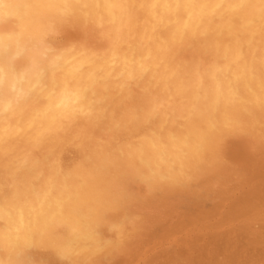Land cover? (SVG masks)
Wrapping results in <instances>:
<instances>
[{
	"label": "rangeland",
	"instance_id": "obj_1",
	"mask_svg": "<svg viewBox=\"0 0 264 264\" xmlns=\"http://www.w3.org/2000/svg\"><path fill=\"white\" fill-rule=\"evenodd\" d=\"M20 1L21 0H18L16 2L14 0L13 4L6 6L3 4L2 0H0V29H1L0 30V86L4 84L5 82L4 78L5 80L6 78L9 77L14 79V83L11 86L13 88L11 95L12 97L10 96L8 98L3 99L4 97L1 94V87H0V99L5 100L4 107L0 109V134H1L0 150H2L0 151V166H1L0 192L2 193V194L0 193L1 194L0 229L4 231L6 236L11 241V245L9 247L10 249L8 248L5 249L3 248V246L0 247V264H7L9 262H12V264L13 263L15 264V262L16 264H19L20 262L22 264H30V263L32 264L33 261L38 262V263L33 262L34 264H57V262L58 264H65V263L87 264V262L88 264H231V263L232 264H249V263L264 264V149H263L264 148V127H263L264 117H262L264 116V96H263L264 92L262 91H260L259 93L255 92L254 88H252L253 82L256 79H259L260 77L264 76V54H263L264 53V38H263L264 37V0H187V1L160 0L159 2H156L157 5L161 3L158 6L156 5V3L148 4L147 0L145 1L144 0H121V1L119 0H113V1L112 0H81V1L53 0V2L56 4L57 2H59L60 4L59 6L63 4L60 8L58 19H56L55 21V19L47 18L48 16H45L44 18L42 17V19L38 21V27L36 29L35 34L33 35V38L31 39L32 43L30 42V44L27 43L28 40L26 38L27 33L24 31L25 27L22 26L24 25V17H29V16L33 17L34 14L33 8L43 6L41 5V2L43 0H37V1L25 0L27 2H25L24 0H22V2ZM67 1L69 3H67ZM128 2L130 3L128 4ZM74 5L76 6L74 7ZM117 5H119V7ZM180 5L183 6V8ZM185 5L186 8H184ZM100 6L103 8H101ZM155 7L157 11L155 10ZM178 7L180 9H178ZM143 8L145 12L143 11ZM221 8L223 10H220ZM88 9H90L92 13ZM146 9H148V11ZM88 15L90 16V18L88 17ZM178 15L179 16L182 15L180 16L182 18H180ZM146 16L147 17L149 16V18H147ZM62 17L65 19H62ZM103 17H105L106 19L105 18L103 19ZM167 18L168 20H166ZM78 19H80V21ZM69 21L70 23L68 24ZM55 22H57L58 24ZM162 22H164V24ZM73 24H75V26ZM86 27L90 31L87 30ZM100 27L102 28V30L100 29ZM150 27L151 29L148 30V28ZM7 28L9 30H7ZM108 28L110 29L112 28L114 31L112 29L109 30ZM2 29L5 31L3 32ZM160 33H162V35ZM223 33H225L226 35L224 34L223 36ZM87 34L89 35L87 36ZM119 34H121V36ZM208 35L209 37H207ZM107 36H109L110 38ZM128 36H130L129 39ZM144 36L145 37L147 36V38H145ZM243 36H246V38ZM95 37H99V38H95ZM231 38H234V40L232 41ZM90 39H94V41L91 40L90 42L89 41ZM154 41L157 43H155ZM158 41L161 44H159ZM150 45H152L153 47ZM94 46H96L98 49ZM121 47L123 48L124 51L122 50ZM33 49L37 54L39 53L37 57H40L41 64L39 63L40 66L38 64L40 68L39 69L40 72L36 85L33 88L24 90L23 83L25 82V79H24V74H22L21 71L23 67L22 59L25 58L29 50L33 51ZM90 49H92V52ZM85 52L87 55L85 54ZM159 52H161V54ZM232 52H234L237 55V59L239 61V63L237 64H240L241 68L243 67V71L241 73L239 72L238 67L233 66L232 61H230V56L232 55ZM23 53L26 54L24 55ZM141 54H143L142 58H141ZM22 55H24V57ZM162 55L163 56L165 55L166 57L163 58ZM116 59L118 61H116ZM42 60L45 62H43ZM147 60H149V63L147 62ZM162 60L164 62L163 66L161 64ZM173 61H175L174 64ZM73 62L75 63V65ZM71 66H73L74 68H71ZM151 66L152 68H150ZM89 68L92 75L90 74L87 80L83 83L82 91L79 94V96L76 97L75 104H71V105L67 104L65 108H62V102H56L54 103L55 108L53 109L49 108L51 104L53 105V102L50 99L49 91L52 92L56 91L55 88H58V78L63 77L64 79L74 80L75 77L77 78L78 76L81 75V73L83 74L85 71H89ZM161 69L175 72V74H177L179 77L180 83L177 86H172L166 82H161L159 76H157L158 72ZM224 73L226 77H229L230 82L232 80V82L230 83L231 98L227 101L226 107L224 106V104H222L225 99H223L221 95L222 93L221 75ZM185 77H187V79H185ZM154 79L156 81H154ZM238 82L244 84V86L246 87L247 91L245 93L242 94V92L240 91L239 88L240 83ZM203 83L205 87L203 86ZM160 84L162 85V88H160L161 87ZM191 84H194L195 88L193 90L190 87ZM158 89L160 92L155 91ZM110 91H112V93ZM187 91L189 92L187 93ZM95 92L97 93V95ZM133 93L135 94L132 95ZM164 93L166 95L168 94V96H166ZM169 93L170 94L173 93V94L170 95ZM164 95L166 98L162 97ZM115 99H117L116 101H118V103L115 101ZM134 101L137 102L135 103ZM143 101L147 103V106L149 104V106L147 107ZM172 102L174 103L172 104ZM184 102H188V103H184ZM233 102L235 103V105ZM220 103L222 104L223 108L219 110V108H221ZM33 104L35 105V107ZM100 108H102V110ZM174 108L177 110L175 111ZM183 108L187 110V113ZM236 108L239 109L237 110ZM149 109H151L150 110L151 112H149ZM225 109L228 110L225 111ZM158 110L162 111V114L161 112L159 113ZM229 111L230 112L234 111V112L233 114L230 113V115L228 116ZM24 112H26V114H23ZM127 112L128 114H125ZM61 113L63 116L66 114L67 115L63 117L61 116ZM105 113L109 117H107ZM21 114L23 115L21 116ZM195 114L198 116V118ZM239 114L241 116H239ZM140 115H142L143 118ZM216 115H219L220 117L217 116L216 118ZM243 117L246 119H243ZM20 118L22 121L20 120ZM25 118H27V122L24 120ZM122 118L125 119L122 120ZM12 120L14 121L15 125ZM148 122L149 123L152 122V123L149 124ZM217 122L219 125L217 124ZM84 123L85 125L81 126V124ZM138 124H140L139 127ZM231 124H233L234 126ZM24 125L25 127L23 128L22 126ZM32 126L33 129H31ZM155 127L159 129H156ZM74 128L76 129V131ZM99 128L101 129L99 130ZM120 128L121 130H119ZM34 129L37 130L35 131ZM141 129L142 131H140ZM187 129L189 130L187 131ZM206 129L208 131H206ZM70 130L75 133L70 132ZM120 131H122L123 134ZM65 132L67 135L65 134ZM162 134L164 135L162 136ZM220 135L223 136L221 137ZM206 139L208 140L209 144L213 142L214 148H212L211 145H205L207 144ZM7 140L8 142H6ZM22 140L25 142H23ZM124 140L125 143L127 142V140L128 142L124 144ZM196 140H198L199 142H197ZM144 141L146 142V145L144 144L145 143ZM20 142L23 144V146ZM101 142H105L106 144L105 143L102 144ZM114 142L115 143L117 142L115 146H114ZM195 142H197V145L198 144L199 145L192 147L193 143ZM9 143L10 145H12L11 147L9 146ZM72 143L74 145H71ZM6 144L8 146H6ZM45 144H47L49 147ZM100 144H102L103 146L101 145L100 147ZM208 146L211 147L212 149L209 148ZM215 146L217 147V149L215 148ZM182 147L184 150L182 149ZM102 149H104L105 152H103ZM121 149L124 151H122ZM134 150H136L137 152ZM148 150H152V151H148ZM58 151L60 153H58ZM110 151L113 152L111 153ZM146 151H148V153ZM134 152H136L137 155ZM170 152L172 153V155L170 154ZM189 152H192L191 155L188 154ZM210 152L214 153L215 155ZM114 153L115 155H113ZM56 154L58 157L56 156ZM75 155L77 158L75 157ZM147 155L149 157H147ZM64 156L66 157L68 156V157L66 158ZM72 156H74L75 158H73ZM143 156H145V158ZM171 156L173 158H171ZM3 157L5 158V160ZM66 159H68V161ZM93 159L95 161H93ZM115 159H119V160L115 161ZM208 159L210 161H208ZM75 161L78 162L76 163ZM112 161L116 162L115 165L113 162L114 167H116L115 169L111 164ZM123 161L126 163H124ZM188 162L190 163L188 164ZM106 163L107 164L109 163L108 166H105ZM41 165L42 167H40ZM62 165H65L63 166L64 168L61 167ZM152 165L153 168L151 167ZM169 165L171 167H169ZM119 166H124V167H119ZM72 167L75 169L71 170ZM218 167H222V168H218ZM248 168L250 171L248 170ZM76 169H78L77 171L79 170L80 171L77 172ZM81 169L83 172H81ZM108 170L110 171L111 174H109ZM221 170H223L224 173ZM92 171L94 172L93 174L91 173ZM131 171L133 172L131 173ZM221 172L223 174H221ZM43 173L45 174V176ZM218 173L220 175H218ZM192 174L195 176H193ZM99 175H101L102 180L100 179L101 177ZM154 175L157 177L156 179L155 177H153ZM57 177H59L60 179ZM118 177L119 179H117ZM25 178L27 180H25ZM113 179L114 182H112ZM28 180L29 183L26 184ZM40 180L43 181L41 182ZM69 181H71L72 183ZM40 182L44 184L47 183V192L49 193V195L51 194L53 196L54 191L56 193L57 189L60 190L61 187H63V189H65L67 192H70L72 189L71 192H73L75 196L79 195L80 193L86 194L91 202L90 203L91 206L87 208L88 210L87 213L85 212L87 211L86 209H84L85 210L84 212L80 210L79 214L83 212L81 216H84V220L81 225L82 227L80 231L76 232L72 236V238L65 244V246H63L64 245L63 244L61 246L54 248H44L35 245L33 243L34 235L31 232V227L30 226L27 227V225L25 226L26 227V235L24 236L25 239L21 241L18 233L15 230H13V228L14 229L16 228L14 226H12L13 227L12 228L8 223V221L10 223L12 222V217H11L12 211H11V207L7 205V203L9 204V202L6 200L8 197L5 196L8 194L10 195V193L12 192L13 198L23 199L22 197L25 198L28 194L26 195L21 194L22 195L21 196L20 193L21 192L29 193V191L31 192L30 194L37 193L38 188L36 186L38 184H41ZM58 182H60L59 185L57 184ZM10 183L13 184L11 185ZM97 183L98 184L100 183L101 185L100 184L98 185ZM126 183L127 186L125 185ZM89 184L91 185L89 186ZM216 184L218 186H216ZM55 185L57 187H55ZM152 185L153 186L155 185V187H153ZM163 185L164 188L167 187L168 188L164 189L163 187H161ZM26 186L29 187V190L28 188L26 189ZM116 186L117 187L120 186V187H118L117 189ZM76 187H78V189ZM121 187L124 189H122ZM82 188H84V190ZM1 189L3 190V192ZM131 189L132 191L129 192ZM122 190L127 191L128 194L126 192L124 193V191ZM136 190L137 191L140 190L138 192L139 194L137 195H136L137 193ZM100 191H102L103 194ZM121 191L123 193H121ZM163 192L165 194H163ZM105 194L107 195L105 196ZM49 195H47L49 197V199L47 197L48 200L52 198L51 195L50 196ZM116 195L117 196L119 195L122 198V200L118 196V198L120 199L119 200ZM94 196L95 198L92 199L91 197ZM28 197H30V195ZM139 197H142L143 199ZM104 199L105 201H102ZM142 202L145 203L143 204ZM113 203L116 204V206ZM125 203L129 205H126ZM95 204L100 206L98 207ZM111 207H113L114 209ZM115 207H117L119 210ZM115 209L116 212L114 211ZM121 215L123 216V218H121L122 217ZM95 216L98 217L95 218ZM106 216L108 219H110L111 216L113 217H111L112 219L108 220L107 218H105ZM88 218L91 220H89ZM54 219L55 218L52 217V219L48 218L44 220L41 227H39L40 228L39 234L41 236L45 235L48 232L47 229L52 228V226L54 225ZM100 219L102 220L101 222ZM111 220H113L114 222ZM116 220H118V222ZM121 226L122 227L125 226V227L122 228ZM9 233L11 235H8ZM127 233H128V237L126 236ZM107 236L108 238L106 239ZM74 247H76V249ZM110 248H113L111 249L112 251L110 250ZM7 250L8 252L6 253ZM104 250L105 251L108 250V251L105 252ZM14 251L16 252V254ZM41 251L44 252L42 253ZM46 251L48 252V254ZM4 253H6V255H3ZM101 253L105 255L102 254L101 257ZM23 254H25V256ZM44 254H46V256ZM82 254L84 255L82 256ZM250 257L253 260H251Z\"/></svg>",
	"mask_w": 264,
	"mask_h": 264
},
{
	"label": "bare ground",
	"instance_id": "obj_2",
	"mask_svg": "<svg viewBox=\"0 0 264 264\" xmlns=\"http://www.w3.org/2000/svg\"><path fill=\"white\" fill-rule=\"evenodd\" d=\"M16 2L18 1V0H15ZM25 1V0H24ZM37 1V0H36ZM58 1V0H57ZM56 1V2H57ZM61 1V0H60ZM81 1V0H80ZM113 1V0H112ZM119 1H121V0H119ZM145 1V0H144ZM148 1V4H154V3H156V2H159L160 0H147ZM170 1H172V0H170ZM181 1V0H180ZM183 1V0H182ZM187 1V0H186ZM2 2H3V4L4 5H6V6H8V5H11V4H13L14 3V0H2ZM20 2H22V0L20 1ZM25 2H27V1H25ZM73 2V1H72ZM87 2H89V1H87ZM139 2V1H138ZM67 3H69L68 1H67ZM81 3H83V2H81ZM92 3V2H91ZM102 3V2H101ZM111 3V2H110ZM114 3V2H113ZM116 3V2H115ZM130 2H128V4H129ZM145 3V2H144ZM171 3V2H170ZM199 3V2H198ZM211 3V2H210ZM22 4V3H21ZM80 4V3H79ZM85 4V3H84ZM118 4V3H117ZM159 4H161V3H159ZM158 4V5H159ZM181 4V3H180ZM200 4V3H199ZM203 4V3H202ZM20 5V4H19ZM40 5V4H39ZM41 5H43V6H40V7H36V8H33V12H34V14H33V17H24V25H22V26H24L25 27V32L27 33L26 34V38L28 39L27 40V43H29L30 44V42H31V39L33 38V35L35 34V32H36V29H37V27H38V21L40 20V19H42V17L44 18L45 16H48L47 18H52V19H55V21H56V19H58V16H59V11H60V8H61V6L63 5H61V6H59L60 4H59V2H57V4L56 3H54L53 2V0H43L42 2H41ZM69 5V4H68ZM67 5V6H68ZM78 5V4H77ZM87 5V4H86ZM85 5V6H86ZM102 5V4H101ZM116 5V4H115ZM114 5V6H115ZM139 5V4H138ZM137 5V6H138ZM140 5H141V3H140ZM156 5H157V3H156ZM157 5V6H158ZM196 5V4H195ZM31 6V5H30ZM76 5H74V7H75ZM80 6V5H79ZM88 6V5H87ZM93 6H94V4H93ZM93 6H91V7H93ZM113 6V5H112ZM118 7H119V5H117ZM131 6V5H130ZM173 6V5H172ZM181 6V5H180ZM260 6V5H259ZM101 7V6H100ZM118 7H117V9H118ZM122 7V6H121ZM120 7V8H121ZM128 7H129V5H128ZM141 7V6H140ZM139 7V8H140ZM171 7V6H170ZM182 8H183V6H181ZM28 8V7H27ZM30 8V7H29ZM64 8V7H63ZM62 8V9H63ZM70 8H72V7H70ZM87 8V7H86ZM101 8H103V7H101ZM112 8V7H111ZM119 8V9H120ZM184 8H186V5L184 6ZM195 8V7H194ZM67 9V8H66ZM80 9V8H79ZM85 9V8H84ZM115 9V8H114ZM135 9V8H134ZM142 9V8H141ZM178 9H180L179 7H178ZM205 9V8H204ZM210 9V8H209ZM31 10V9H30ZM74 10V9H73ZM77 10V9H76ZM87 10V9H86ZM88 10H90V9H88ZM95 10V9H94ZM124 10V9H123ZM133 10V9H132ZM147 11H148V9H146ZM155 10H156V7H155ZM206 10V9H205ZM220 10H223L222 8L220 9ZM27 11V10H26ZM29 11V10H28ZM93 11V10H92ZM114 11V10H113ZM121 11V10H120ZM137 11H139V10H137ZM136 11V12H137ZM143 11H144V8H143ZM152 11V10H151ZM157 11V10H156ZM169 11V10H168ZM14 12V11H13ZM90 12H91V10H90ZM94 12V11H93ZM104 12V11H103ZM117 12H118V10H117ZM131 12H133V11H131ZM135 12V13H136ZM145 12V11H144ZM143 12V13H144ZM179 12V11H178ZM181 12V11H180ZM221 12V11H220ZM89 13V12H88ZM92 13V12H91ZM99 13H100V11H99ZM105 13V12H104ZM172 13V12H171ZM14 14V13H13ZM30 14V13H29ZM32 14V13H31ZM75 14V13H74ZM96 14V13H95ZM102 14V13H101ZM116 14V13H115ZM150 14H151V12H150ZM167 14V13H166ZM22 15V14H21ZM28 15V14H27ZM97 15H98V13H97ZM123 15V14H122ZM125 15V14H124ZM141 15V14H140ZM145 15V14H144ZM175 15H177V14H175ZM72 16H73V14H72ZM96 16V15H95ZM106 16V15H105ZM151 16V15H150ZM159 16V15H158ZM168 16H170V15H168ZM179 16V15H178ZM180 16H182V15H180ZM179 16V17H180ZM20 17H22V16H20ZM65 17V16H64ZM88 17L90 18V16L88 15ZM97 17V16H96ZM119 17V16H118ZM117 17V18H118ZM147 17V16H146ZM167 17V16H166ZM165 17V18H166ZM179 17H177V18H179ZM213 17H214V15H213ZM77 18V17H76ZM79 18H81V17H79ZM102 18V17H101ZM105 17H103V19H104ZM130 18V17H129ZM132 18V17H131ZM147 18H149V16L147 17ZM169 18V17H168ZM168 18L166 19V20H168ZM180 18H182V17H180ZM23 19V18H22ZM62 19H65V18H63L62 17ZM69 19V18H68ZM93 19V18H92ZM106 19V18H105ZM133 19V18H132ZM145 19V18H144ZM150 19H152V18H150ZM246 19V18H245ZM48 20V19H47ZM79 21H80V19H78ZM95 20V19H94ZM109 20V19H108ZM163 20H164V18H163ZM165 20V21H166ZM233 20H234V18H233ZM50 21V20H49ZM79 21H77V22H79ZM103 21H105V20H103ZM140 21V20H139ZM147 21V20H146ZM149 21V20H148ZM183 21V20H182ZM181 21V22H182ZM221 21V20H220ZM223 21V20H222ZM237 21V20H236ZM16 22V21H15ZM20 22H22V21H20ZM59 22V21H58ZM83 22V21H82ZM89 22V21H88ZM87 22V23H88ZM94 22V21H93ZM107 22V21H106ZM159 22V21H158ZM178 22V21H177ZM180 22V21H179ZM205 22V21H204ZM235 22V21H234ZM40 23V22H39ZM55 23H57V22H55ZM61 23V22H60ZM64 23V22H63ZM70 23V21L68 22V24ZM92 23V22H91ZM115 23V22H114ZM122 23V22H121ZM163 24H164V22H162ZM236 23V22H235ZM23 24V23H22ZM42 24V23H41ZM58 24V23H57ZM67 24V25H68ZM72 24V23H71ZM95 24V23H94ZM130 24V23H129ZM149 24V23H148ZM176 24V23H175ZM183 24V23H182ZM74 26H75V24H73ZM91 25V24H90ZM135 25V24H134ZM154 25V24H153ZM193 25V24H192ZM58 26H61V25H58ZM109 26V25H108ZM124 26H127V25H124ZM145 26V25H144ZM165 26V25H164ZM3 27V26H2ZM6 27H8V26H6ZM66 27V26H65ZM65 27H64V29H65ZM80 27V26H79ZM96 27V26H95ZM114 27V26H113ZM138 27V26H137ZM174 27V26H173ZM172 27V28H173ZM191 27H193V26H191ZM62 28V27H61ZM90 28V27H89ZM97 28V27H96ZM168 28V27H167ZM40 29V28H39ZM86 29L87 30H89L87 27H86ZM100 29L102 30V28L100 27ZM109 30H111L110 28H108ZM129 29H130V27H129ZM149 29H151V27L150 28H148V30ZM158 29V28H157ZM211 29V28H210ZM238 29V28H237ZM1 30V29H0ZM3 30V29H2ZM7 30H9L8 28H7ZM6 30V31H7ZM104 30H105V27H104ZM103 30V31H104ZM108 30V31H109ZM113 30V29H112ZM121 30H122V28H121ZM139 30V29H138ZM159 30V29H158ZM198 30V29H197ZM209 30V29H208ZM239 30V29H238ZM5 30H3V32H4ZM64 31V30H63ZM67 31H69V30H67ZM81 31V30H80ZM90 31V30H89ZM114 31V30H113ZM131 31V30H130ZM137 31V30H136ZM160 31V30H159ZM168 31V30H167ZM53 32V31H52ZM60 32V31H59ZM58 32V33H59ZM132 32V31H131ZM134 32V31H133ZM65 33V32H64ZM92 33V32H91ZM95 33V32H94ZM123 33H125V32H123ZM130 33V32H129ZM138 33H140V32H138ZM156 33V32H155ZM159 33V32H158ZM168 33V32H167ZM98 34V33H97ZM109 34H110V32H109ZM122 34V33H121ZM121 34H119L120 36H121ZM136 34V33H135ZM146 34H148V33H146ZM161 35H162V33H160ZM171 34V33H170ZM224 34L225 33H223V36H224ZM237 34V33H236ZM263 34V33H262ZM261 34V35H262ZM61 35V34H60ZM80 35V34H79ZM89 34H87V36H88ZM118 35V34H117ZM187 35V34H186ZM186 35H184V36H186ZM213 35V34H212ZM211 35V36H212ZM226 35V34H225ZM132 36V35H131ZM164 36V35H163ZM165 36H166V34H165ZM169 36V35H168ZM247 36V35H246ZM246 36H243V37H245L246 38ZM259 36H260V34H259ZM106 37V36H105ZM104 37V38H105ZM107 37H109V36H107ZM129 37L130 36H128V39H129ZM145 37V36H144ZM207 37H209V35L207 36ZM222 37V36H221ZM263 37V36H262ZM87 38V37H86ZM90 38V37H89ZM95 38H99V37H95ZM110 38V37H109ZM108 38V39H109ZM134 38V37H133ZM145 38H147V36L145 37ZM168 38V37H167ZM264 38V37H263ZM119 39V38H118ZM125 39H126V37H125ZM206 39H208V38H206ZM214 39V38H213ZM225 39H228V38H225ZM232 39V41L234 40V38H231ZM259 39V38H258ZM91 40H93L94 41V39H90L89 41L91 42ZM96 40V39H95ZM215 40V39H214ZM217 40V39H216ZM241 40H242V38H241ZM256 40V39H255ZM88 41V42H89ZM111 41V40H110ZM145 41V40H144ZM211 41V40H210ZM227 41V40H226ZM89 42V43H90ZM106 42V41H105ZM104 42V43H105ZM119 42V41H118ZM133 42V41H132ZM155 42V41H154ZM169 42V41H168ZM32 43V42H31ZM107 43V42H106ZM110 43V42H109ZM143 43V42H142ZM141 43V44H142ZM155 43H157V42H155ZM158 43H159V41H158ZM219 43H221V42H219ZM242 43V42H241ZM262 43V42H261ZM135 44V43H134ZM150 44V43H149ZM159 44H161V43H159ZM224 44V43H223ZM223 44H222V46H223ZM233 44V43H232ZM243 44V43H242ZM101 45H102V43H101ZM254 45V44H253ZM40 46V45H39ZM96 46H98V45H96ZM96 46H94V47H96ZM150 46H152V45H150ZM194 46V45H193ZM29 47V46H28ZM38 47V46H37ZM37 47H36V49H37ZM76 47V46H75ZM89 47H90V44H89ZM105 47H107V46H105ZM110 47V46H109ZM124 47V46H123ZM146 47V46H145ZM153 47V46H152ZM154 47H155V44H154ZM169 47V46H168ZM175 47V46H174ZM185 47H186V45H185ZM221 47V46H220ZM232 47V46H231ZM253 47V46H252ZM64 48H66V47H64ZM97 48V47H96ZM101 48H102V46H101ZM122 48V47H121ZM222 48V47H221ZM78 49V48H77ZM95 49V48H94ZM98 49V48H97ZM144 49H146V48H144ZM172 49H174V48H172ZM259 49V48H258ZM32 50V49H31ZM40 50H41V48H40ZM55 50H57V49H55ZM63 50V49H62ZM88 50V49H87ZM91 50V52H92V49H90ZM102 50V49H101ZM118 50V49H117ZM122 50H123V48H122ZM214 50V49H213ZM251 50V49H250ZM59 51H61V50H59ZM66 51V50H65ZM98 51H100V50H98ZM98 51H97V53H98ZM107 51H108V49H107ZM106 51V52H107ZM120 51V50H119ZM124 51V50H123ZM259 51V50H258ZM11 52H13V51H11ZM39 52V51H38ZM43 52V51H42ZM75 52V51H74ZM78 52V51H77ZM80 52V51H79ZM142 52H144V51H142ZM154 52V51H153ZM162 52V51H161ZM161 52H159L160 54H161ZM170 52V51H169ZM181 52V51H180ZM214 52V51H213ZM72 53H73V51H72ZM104 53H105V50H104ZM119 53V52H118ZM128 53H130V52H128ZM171 53V52H170ZM219 53H221V52H219ZM252 53V52H251ZM13 54V53H12ZM24 54V53H23ZM26 54V53H25ZM24 54V55H25ZM39 54V53H38ZM36 52H35V50L33 49V51H30L29 50V52H27V54H26V56H25V58H23L22 60H23V63H22V65H23V67H22V74H24V79H25V82L23 83L24 84V90H28V89H30V88H33L35 85H36V83H37V80H38V76H39V72H40V68H39V66H40V57H37V55H38ZM85 54H86V52H85ZM84 54V55H85ZM120 54V53H119ZM122 54V53H121ZM125 54H127V53H125ZM153 54H155V53H153ZM182 54V53H181ZM249 54V53H248ZM247 54V55H248ZM264 54V53H263ZM24 55H22L23 57H24ZM50 55V54H49ZM52 55V54H51ZM87 55V54H86ZM85 55V56H86ZM98 55V54H97ZM100 55V54H99ZM142 55L143 54H141V58H142ZM151 55H152V53H151ZM158 55V54H157ZM184 55V54H183ZM197 55V54H196ZM245 55V54H244ZM48 56V55H47ZM96 56V55H95ZM106 56H107V54H106ZM109 56V55H108ZM120 56V55H119ZM163 56V55H162ZM170 56V55H169ZM212 56V55H211ZM250 56V55H249ZM259 56V55H258ZM50 57V56H49ZM83 57V56H82ZM104 57V56H103ZM164 57H166L165 55L163 56V58ZM207 57V56H206ZM4 58V57H3ZM53 58V57H52ZM62 58V57H61ZM68 58V57H67ZM176 58V57H175ZM180 58H181V56H180ZM179 58V59H180ZM246 58V57H245ZM43 59V58H42ZM80 59V58H79ZM185 59V58H184ZM187 59V58H186ZM207 59V58H206ZM48 60V59H47ZM77 60V59H76ZM91 60V59H90ZM155 60H157V59H155ZM174 60V59H173ZM183 60V59H182ZM213 60V59H212ZM226 60V59H225ZM228 60H229V58H228ZM17 61V60H16ZM43 61V60H42ZM41 61V62H42ZM62 61V60H61ZM73 61V60H72ZM103 61V60H102ZM116 61H118L117 59H116ZM115 61V62H116ZM151 61V60H150ZM153 61V60H152ZM165 61V60H164ZM208 61V60H207ZM230 61H232V63H233V66H236V67H238V69H239V72L241 73L242 71H243V67L241 68V65L240 64H237V63H239V61H238V59H237V55L234 53V52H232V55L230 56ZM15 62V61H14ZM43 62H45V61H43ZM47 62V61H46ZM76 62V61H75ZM88 62V61H87ZM121 62V61H120ZM147 62L149 63V60H147ZM159 62V61H158ZM174 62L175 61H173V64H174ZM183 62V61H182ZM204 62H205V60H204ZM209 62V61H208ZM40 63V64H39ZM74 63V62H73ZM94 63V62H93ZM92 63V64H93ZM155 63V62H154ZM163 60H162V66H163ZM246 63H247V61H246ZM38 64H39V66H38ZM54 64V63H53ZM70 64V63H69ZM78 64V63H77ZM85 64V63H84ZM98 64V63H97ZM106 64V63H105ZM160 64V65H161ZM176 64V63H175ZM209 64V63H208ZM223 64V63H222ZM46 65V64H45ZM74 65H75V63H74ZM115 65V64H114ZM172 65V64H171ZM205 65V64H204ZM219 65H220V62H219ZM260 65V64H259ZM14 66V65H13ZM16 66V65H15ZM43 66V65H42ZM52 66V65H51ZM67 66V65H66ZM69 66V65H68ZM161 66V67H162ZM202 66V65H201ZM17 67V66H16ZM90 67V66H89ZM92 67V66H91ZM114 67V66H113ZM135 67V66H134ZM171 67V66H170ZM18 68V67H17ZM67 68V67H66ZM71 68H74L73 66H71ZM103 68V67H102ZM119 68V67H118ZM117 68V69H118ZM150 68H152V66L150 67ZM149 68V69H150ZM201 68V67H200ZM199 68V69H200ZM235 68V67H234ZM95 69V68H94ZM136 69V68H135ZM158 69V68H157ZM186 69V68H185ZM202 69H203V67H202ZM201 69V70H202ZM205 69V68H204ZM92 70V69H91ZM103 70V69H102ZM133 70H134V68H133ZM152 70V69H151ZM171 70H173V69H171ZM183 70V69H182ZM194 70V69H193ZM231 70V69H230ZM253 70V69H252ZM258 70V69H257ZM65 71V70H64ZM85 71V70H84ZM83 71V72H84ZM97 71V70H96ZM95 71V72H96ZM115 71H118V70H115ZM127 71V70H126ZM150 71V70H149ZM188 71V70H187ZM210 71V70H209ZM66 72V71H65ZM104 72V71H103ZM201 72V71H200ZM223 72V71H222ZM58 73H60V72H58ZM61 73H62V71H61ZM78 73V72H77ZM101 73V72H100ZM135 73V72H134ZM259 73V72H258ZM263 73V72H262ZM17 74V73H16ZM56 74V73H55ZM90 74H91V71H90V68H89V71H85L83 74L81 73V75L80 76H78L77 78L75 77V79L74 80H71V79H64L63 77H57L58 78V88H55L56 89V91H49V95H50V99L52 100V102H53V105L51 104L50 106H49V108H51V109H53V108H55V105H54V103H56V102H62V108H65V106L67 105V104H75V99H76V97L77 96H79V94L81 93V91H82V85H83V83L87 80V78L90 76ZM125 74V73H124ZM149 74V73H148ZM151 74V73H150ZM204 74V73H203ZM230 74V73H229ZM60 75V74H59ZM65 75V74H64ZM92 75V74H91ZM260 75V74H259ZM135 76V75H134ZM157 76H159V79H160V81L161 82H166V83H168V84H170V85H172V86H177L179 83H180V81H179V77H178V75L177 74H175V72H173V71H166V70H163V69H161L159 72H158V75ZM195 76V75H194ZM211 76V75H210ZM247 76V75H246ZM9 77V76H8ZM18 77V76H17ZM73 77V76H72ZM123 77V76H122ZM146 77V76H145ZM66 78H68V77H66ZM148 78V77H147ZM155 78H156V76H155ZM203 78V77H202ZM56 79V78H55ZM144 79V78H143ZM146 79V78H145ZM185 79H187V77H185ZM194 79H196V78H194ZM4 84H2L0 87H1V94H2V96L4 97L3 99H5V98H8V97H10L11 95H12V91H13V88L11 87L12 86V84L14 83V79L13 78H11V77H9V78H6V80H5V78H4ZM119 81V80H118ZM134 81H136V80H134ZM144 81V80H143ZM146 81V80H145ZM154 81H156L155 79H154ZM195 81V80H194ZM254 81V80H253ZM192 82H193V80H192ZM208 82V81H207ZM206 82V83H207ZM231 82H232V80H231ZM230 79H229V77H226L225 76V73L224 74H222L221 75V91H222V93H221V95H222V97H223V99H225L224 101H223V103L222 104H224V106L226 107V105H227V101L231 98V95H230ZM87 83V82H86ZM97 83H98V81H97ZM111 83H112V81H111ZM186 83V82H185ZM213 83V82H212ZM238 83H240V82H238ZM237 83V84H238ZM114 84H115V82H114ZM119 84H121V83H119ZM118 84V85H119ZM158 84V83H157ZM252 84V83H251ZM22 85V84H21ZM143 85V84H142ZM161 85V84H160ZM232 85V84H231ZM97 86V85H96ZM100 86V85H99ZM112 86V85H111ZM140 86H141V84H140ZM203 86H204V83H203ZM145 87V86H144ZM153 87V86H152ZM159 87V86H158ZM191 89L193 90L195 87H194V84H191ZM205 87V86H204ZM22 88V87H21ZM97 88V87H96ZM99 88V87H98ZM151 88V87H150ZM160 88H162V85H161V87ZM203 88V87H202ZM213 88H214V86H213ZM213 88H212V90H213ZM239 88H240V91L242 92V94L243 93H245L246 91H247V89H246V87L244 86V84H242V83H240L239 84ZM252 88H254V90H255V92H260V91H262V92H264V76H262V77H260L259 79H256L254 82H253V85H252ZM95 89V88H94ZM100 89V88H99ZM173 89V88H172ZM115 90H117V89H115ZM137 90V89H136ZM149 90V89H148ZM191 90V91H192ZM123 91V90H122ZM124 91H125V89H124ZM133 91V90H132ZM155 91H158V92H160L159 91V89L158 90H155ZM165 91V90H164ZM178 91V90H177ZM190 91V90H189ZM189 91H187V93L189 92ZM202 91H203V89H202ZM43 92V91H42ZM111 93H112V91H110ZM115 92V91H114ZM151 92V91H150ZM149 92V93H150ZM153 92H154V90H153ZM173 92V91H172ZM174 92H176V91H174ZM214 92V91H213ZM239 92V91H238ZM96 93V92H95ZM192 93V92H191ZM190 93V94H191ZM240 93V92H239ZM103 94V93H102ZM135 93H133L132 95H134ZM152 94V93H151ZM154 94V93H153ZM165 94V93H164ZM170 94V93H169ZM173 93H171L170 95H172ZM179 94V93H178ZM203 94V93H202ZM213 94V93H212ZM241 94V93H240ZM263 94V93H262ZM96 95H97V93H96ZM109 95V94H108ZM114 95V94H113ZM113 95H112V97H113ZM155 95V94H154ZM159 95H160V93H159ZM162 95V94H161ZM166 95V94H165ZM165 95L164 96H162V97H165ZM189 95V94H188ZM188 95H187V98H188ZM247 95V94H246ZM245 95V96H246ZM249 95V94H248ZM39 96V95H38ZM87 96H88V94H87ZM99 96V95H98ZM120 96H121V93H120ZM123 96H124V94H123ZM131 96V95H130ZM156 96H158V95H156ZM166 96H168V94L166 95ZM177 96V95H176ZM185 96H186V94H185ZM208 96V95H207ZM264 96V95H263ZM12 97V96H11ZM111 97V96H110ZM134 97V96H133ZM150 97V96H149ZM153 97V96H152ZM151 97V98H152ZM183 97V96H182ZM181 97V98H182ZM210 97V96H209ZM213 97V96H212ZM247 97V96H246ZM142 98V97H141ZM166 98V97H165ZM179 98H180V96H179ZM191 98V97H190ZM202 98H203V96H202ZM13 99V98H12ZM120 99V98H119ZM160 99V98H159ZM210 99V98H209ZM222 99V100H223ZM260 99V98H259ZM86 100V99H85ZM84 100V101H85ZM109 100V99H108ZM114 100V99H113ZM117 99H115V101H116ZM138 100V99H137ZM144 100H147V99H144ZM163 100V99H162ZM176 100V99H175ZM208 100V99H207ZM237 100V99H236ZM4 101L5 100H1L0 99V109H2L3 107H4ZM42 101V100H41ZM87 101V100H86ZM85 101V102H86ZM89 101V100H88ZM130 101V100H129ZM151 101V100H150ZM172 101V100H171ZM185 101H187V100H185ZM209 101V100H208ZM211 101V100H210ZM13 102V101H12ZM106 102V101H105ZM117 103H118V101H116ZM115 102V103H116ZM127 102V101H126ZM131 102H132V100H131ZM130 102V103H131ZM135 102V101H134ZM133 102V103H134ZM137 102V101H136ZM135 102V103H136ZM140 102V101H139ZM144 102V101H143ZM176 102V101H175ZM190 102V101H189ZM201 102V101H200ZM14 103V102H13ZM42 103V102H41ZM87 103V102H86ZM124 103V102H123ZM145 103V102H144ZM151 103V102H150ZM171 103V102H170ZM169 103V104H170ZM174 102H172V104H173ZM183 103V102H182ZM184 103H188V102H184ZM203 103V102H202ZM220 103V104H221ZM229 103V102H228ZM231 103V102H230ZM234 103V102H233ZM28 104V103H27ZM77 104V103H76ZM105 104V103H104ZM125 104V103H124ZM127 104V103H126ZM146 104V106H147V103H145ZM152 104V103H151ZM176 104V103H175ZM174 104V105H175ZM179 104V103H178ZM222 104H221V108H219V110L220 109H222L223 107H222ZM236 104H238V103H236ZM34 105V104H33ZM86 105V104H85ZM84 105V106H85ZM163 105H165V104H163ZM167 105V104H166ZM177 105V104H176ZM180 105V104H179ZM189 105H190V103H189ZM201 105V104H200ZM232 105V104H231ZM234 105H235V103H234ZM12 106V105H11ZM18 106V105H17ZM37 106H39V105H37ZM75 106V105H74ZM128 106V105H127ZM131 106V105H130ZM141 106V105H140ZM145 106V105H144ZM148 106H149V104H148ZM147 106V107H148ZM188 106V105H187ZM237 106H239V105H237ZM236 106V107H237ZM245 106V105H244ZM34 107H35V105H34ZM101 107H103V106H101ZM113 107V106H112ZM116 107V106H115ZM152 107V106H151ZM150 107V108H151ZM171 107H173V106H171ZM177 107V106H176ZM179 107V106H178ZM185 107V106H184ZM202 107V106H201ZM251 107V106H250ZM36 108H38V107H36ZM60 108V107H59ZM61 108V109H62ZM97 108V107H96ZM111 108V107H110ZM123 108V107H122ZM146 108V107H145ZM186 108H188V107H186ZM212 108V107H211ZM229 108V107H228ZM248 108V107H247ZM252 108V107H251ZM95 109V108H94ZM101 110H102V108H100ZM141 109H143V108H141ZM148 109V108H147ZM161 109H163V108H161ZM175 109V108H174ZM184 109V108H183ZM203 109V108H202ZM201 109V110H202ZM218 109V108H217ZM230 109V108H229ZM232 109V108H231ZM234 109V108H233ZM237 109V108H236ZM235 109V110H236ZM239 109V108H238ZM237 109V110H238ZM254 109V108H253ZM252 109V110H253ZM31 110V109H30ZM29 110V111H30ZM63 110V109H62ZM110 110V109H109ZM119 110V109H118ZM117 110V111H118ZM123 110V109H122ZM138 110V109H137ZM136 110V111H137ZM145 110V109H144ZM151 109H149V112H151L150 111ZM169 110V109H168ZM177 109H175V111H176ZM185 110V109H184ZM228 110V109H227ZM226 109H225V111H227ZM52 111V110H51ZM56 111V110H55ZM58 111V110H57ZM170 111V110H169ZM186 111V113H187V110H185ZM185 111H184V113H185ZM209 111H211V110H209ZM231 111V110H230ZM229 111V113H228V116L230 115V113H232L233 114V112H230ZM130 112H132V111H130ZM143 112V111H142ZM147 112V111H146ZM158 112L160 113L161 112V114H162V111H159L158 110ZM197 112V111H196ZM241 112V111H240ZM263 112V111H262ZM49 113V112H48ZM53 113V112H52ZM115 113V112H114ZM119 113V112H118ZM179 113V112H178ZM183 113V114H184ZM195 113V112H194ZM210 113V112H209ZM208 113V114H209ZM226 113V114H227ZM23 114H26V112H24ZM23 114H21V116L23 115ZM51 114V113H50ZM106 114V113H105ZM123 114H124V112H123ZM125 114H128V112L127 113H125ZM136 114H138V113H136ZM140 114H142V113H140ZM148 114V113H147ZM147 114H146V116H147ZM161 114H159V115H161ZM175 114V113H174ZM204 114V113H203ZM216 114H218V113H216ZM231 114V115H232ZM261 114V113H260ZM57 115H58V112H57ZM67 115V114H66ZM66 115H64V116H66ZM86 115V114H85ZM99 115V114H98ZM115 115V114H114ZM133 115V114H132ZM143 115H144V113H143ZM152 115V114H151ZM158 115V116H159ZM176 115V114H175ZM180 115V114H179ZM187 115V114H186ZM196 115V114H195ZM206 115V114H205ZM220 115V114H219ZM219 115H216V118H217V116L218 117H220ZM235 115V114H234ZM262 115V114H261ZM6 116V115H5ZM61 116H63L62 115V113H61ZM63 116V117H64ZM84 116V115H83ZM106 116H107V114H106ZM105 116V117H106ZM118 116V115H117ZM127 116V115H126ZM142 118H143V116L142 115H140ZM177 116V115H176ZM182 116H184V115H182ZM194 116V115H193ZM193 116H192V118H193ZM197 116V115H196ZM202 116V115H201ZM233 116V115H232ZM236 116V115H235ZM239 116H241L240 114H239ZM46 117V116H45ZM78 117H79V115H78ZM82 117V116H81ZM86 117V116H85ZM107 117H109V116H107ZM125 117V116H124ZM144 117H145V115H144ZM165 117V116H164ZM163 117V118H164ZM178 117H180V116H178ZM200 117V116H199ZM204 117H206V116H204ZM231 117V116H230ZM230 117H228V118H230ZM258 117V116H257ZM262 117H264V116H262ZM28 118H30V117H28ZM57 118V117H56ZM75 118V117H74ZM90 118V117H89ZM115 118V117H114ZM119 118V117H118ZM121 118V117H120ZM151 118V117H150ZM149 118V119H150ZM157 118V117H156ZM159 118V117H158ZM171 118V117H170ZM196 118V117H195ZM194 118V119H195ZM197 118H198V116H197ZM236 118V117H235ZM241 118V117H240ZM240 118H239V120H240ZM62 119H64V118H62ZM91 119V118H90ZM108 119V118H107ZM123 119H125V118H122V120ZM128 119V118H127ZM160 119V118H159ZM174 119V118H173ZM181 119H182V117H181ZM221 119V118H220ZM233 119V118H232ZM231 119V120H232ZM243 119H246V118H244L243 117ZM262 119V118H261ZM264 119V118H263ZM11 120V119H10ZM9 120V121H10ZM20 120H21V118H20ZM26 122H27V118H25L24 119ZM66 120V119H65ZM118 120V119H117ZM129 120V119H128ZM151 120V119H150ZM155 120V119H154ZM161 120V119H160ZM170 120H172V119H170ZM193 120V119H192ZM200 120V119H199ZM202 120V119H201ZM204 120V119H203ZM217 120H219V119H217ZM236 120V119H235ZM13 121V120H12ZM22 121V120H21ZM20 121V122H21ZM74 121V120H73ZM77 121V120H76ZM79 121V120H78ZM109 121V120H108ZM169 121V120H168ZM180 121V120H179ZM179 121H177V122H179ZM189 121V120H188ZM187 121V122H188ZM191 121V120H190ZM205 121H206V119H205ZM224 121V120H223ZM24 122V121H23ZM91 122V121H90ZM116 122V121H115ZM120 122H123V121H120ZM125 122H127V121H125ZM192 122V121H191ZM213 122V121H212ZM220 122H221V120H220ZM13 123H14V121H13ZM19 123V122H18ZM68 123V122H67ZM82 123V122H81ZM93 123V122H92ZM104 123H105V121H104ZM107 123V122H106ZM149 123V122H148ZM152 123V122H151ZM151 123H149V124H151ZM176 123V122H175ZM190 123V122H189ZM195 123V122H194ZM200 123H201V121H200ZM203 123V122H202ZM206 123V122H205ZM12 124V123H11ZM20 124V123H19ZM76 124V123H75ZM79 124V123H78ZM121 124V123H120ZM135 124V123H134ZM179 124V123H178ZM182 124V123H181ZM186 124V123H185ZM217 124H218V122H217ZM14 125H15V123H14ZM27 125V124H26ZM43 125H44V123H43ZM51 125H53V124H51ZM82 125H85V123L84 124H81V126ZM93 125V124H92ZM101 125V124H100ZM102 125H103V123H102ZM122 125H123V123H122ZM125 125H127V124H125ZM124 125V126H125ZM139 125L140 124H138V127H139ZM143 125V124H142ZM148 125V124H147ZM168 125V124H167ZM188 125V124H187ZM191 125H193V124H191ZM195 125V124H194ZM219 125V124H218ZM228 125V124H227ZM231 125H233V124H231ZM230 125V126H231ZM248 125V124H247ZM17 126V125H16ZM15 126V127H16ZM20 126V125H19ZM99 126V125H98ZM97 126V127H98ZM120 126V125H119ZM134 126V125H133ZM172 126V125H171ZM199 126V125H198ZM200 126H201V124H200ZM202 126H203V124H202ZM215 126V125H214ZM234 126V125H233ZM10 127H11V125H10ZM23 128L25 127V125L24 126H22ZM41 127H42V125H41ZM63 127V126H62ZM64 127H65V125H64ZM76 127H78V126H76ZM136 127V126H135ZM143 127V126H142ZM157 127V126H156ZM155 127V128H156ZM170 127V126H169ZM173 127H174V125H173ZM177 127V126H176ZM185 127H186V125H185ZM189 127H190V125H189ZM209 127V126H208ZM218 127H220V126H218ZM222 127V126H221ZM258 127V126H257ZM264 127V126H263ZM102 128V127H101ZM101 128H99V130L101 129ZM112 128V127H111ZM127 128V127H126ZM131 128V127H130ZM134 128V127H133ZM141 128V127H140ZM147 128V127H146ZM166 128V127H165ZM184 128V127H183ZM242 128V127H241ZM246 128H249V127H246ZM254 128V127H253ZM259 128V127H258ZM257 128V129H258ZM31 129H33V126H32V128ZM63 129V128H62ZM75 129V128H74ZM78 129V128H77ZM137 129V128H136ZM144 129V128H143ZM156 129H159V128H156ZM164 129V128H163ZM174 129V128H173ZM178 129V128H177ZM185 129V128H184ZM201 129V128H200ZM236 129H238V128H236ZM262 129V128H261ZM24 130V129H23ZM35 131L37 130V129H34ZM72 130V129H71ZM70 130V132H72ZM88 130V129H87ZM86 130V131H87ZM98 130V131H99ZM119 130H121V128L119 129ZM129 130V129H128ZM134 130V129H133ZM139 130V129H138ZM189 129H187V131H188ZM197 130V129H196ZM195 130V131H196ZM204 130V129H203ZM220 130V129H219ZM246 130V129H245ZM49 131V130H48ZM68 131V130H67ZM75 131H76V129H75ZM124 131V130H123ZM135 131V130H134ZM140 131H142V129L140 130ZM146 131V130H145ZM167 131H168V128H167ZM179 131H181V130H179ZM191 131V130H190ZM206 131H208L207 129H206ZM206 131H204V132H206ZM247 131V130H246ZM29 132H31V131H29ZM37 132H39V131H37ZM121 133H122V131H120ZM125 132V131H124ZM147 132V131H146ZM145 132V133H146ZM156 132V131H155ZM165 132H166V130H165ZM164 132V133H165ZM171 132V131H170ZM200 132V131H199ZM212 132V131H211ZM214 132V131H213ZM222 132V131H221ZM261 132H262V130H261ZM8 133V132H7ZM72 133H75V132H72ZM96 133V132H95ZM99 133V132H98ZM97 133V134H98ZM115 133V132H114ZM126 133V132H125ZM157 133V132H156ZM163 133V132H162ZM210 133V132H209ZM253 133V132H252ZM21 134H22V132H21ZM26 134V133H25ZM43 134V133H42ZM65 134H66V132H65ZM69 134V133H68ZM118 134V133H117ZM123 134V133H122ZM130 134V133H129ZM144 134V133H143ZM174 134V133H173ZM182 134V133H181ZM207 134H208V132H207ZM1 135V134H0ZM19 135V134H18ZM67 135V134H66ZM71 135V134H70ZM96 135V134H95ZM94 135V136H95ZM99 135V134H98ZM121 135V134H120ZM120 135H119V137H120ZM125 135V134H124ZM131 135V134H130ZM164 134H162V136H163ZM176 135V134H175ZM177 135H178V133H177ZM180 135V134H179ZM192 135V134H191ZM219 135V134H218ZM33 136V135H32ZM111 136V135H110ZM118 136V135H117ZM129 136V135H128ZM140 136V135H139ZM149 136V135H148ZM151 136V135H150ZM201 136V135H200ZM203 136V135H202ZM212 136V135H211ZM221 136V135H220ZM223 136V135H222ZM221 136V137H222ZM226 136V135H225ZM45 137V136H44ZM85 137V136H84ZM98 137V136H97ZM116 137V136H115ZM138 137V136H137ZM181 137V136H180ZM23 138V137H22ZM31 138V137H30ZM55 138V137H54ZM92 138H93V136H92ZM108 138V137H107ZM126 138V137H125ZM129 138V137H128ZM164 138V137H163ZM214 138V137H213ZM82 139H84V138H82ZM130 139V138H129ZM133 139V138H132ZM178 139H180V138H178ZM190 139V138H189ZM208 139V138H207ZM206 139V140H207ZM218 139V138H217ZM3 140V139H2ZM28 140H29V137H28ZM43 140V139H42ZM68 140V139H67ZM103 140V139H102ZM107 140V139H106ZM115 140V139H114ZM117 140H119V139H117ZM138 140V139H137ZM153 140V139H152ZM163 140H165V139H163ZM195 140V139H194ZM205 140V139H204ZM254 140V139H253ZM256 140V139H255ZM16 141V140H15ZM23 141V140H22ZM45 141V140H44ZM64 141V140H63ZM69 141V140H68ZM67 141V142H68ZM108 141V140H107ZM110 141V140H109ZM121 141V140H120ZM132 141V140H131ZM141 141H143V140H141ZM154 141V140H153ZM167 141V140H166ZM197 142H199L198 140H196ZM210 141H212V140H210ZM215 141V140H214ZM221 141H222V139H221ZM251 141V140H250ZM261 141V140H260ZM6 142H8V140L6 141ZM12 142V141H11ZM10 142V143H11ZM14 142V141H13ZM23 142H25V141H23ZM48 142V141H47ZM50 142V141H49ZM78 142V141H77ZM93 142V141H92ZM91 142V143H92ZM118 142V141H117ZM116 142V143H117ZM122 142V141H121ZM127 142H128V140H127ZM126 142V143H127ZM145 142V141H144ZM197 142H195V143H193V146L192 147H195V146H198L197 145ZM247 142H248V140H247ZM10 143H9V146L11 147L12 145H10ZM21 143V142H20ZM54 143V142H53ZM66 143V142H65ZM73 143H76V142H73ZM71 144V145H74V144ZM81 143V142H80ZM95 143V142H94ZM102 144H104L105 142H101ZM109 143H111V142H109ZM116 143L114 142V146L116 145ZM119 143V142H118ZM125 143V140H124V144H126ZM136 143H138V142H136ZM140 143V142H139ZM169 143H170V141H169ZM168 143V144H169ZM201 143H202V141H201ZM22 144V143H21ZM47 144H49V143H47ZM47 144H45V145H47ZM102 144H100V147H101V145ZM106 144V143H105ZM111 144H113V143H111ZM121 144V143H120ZM130 144V143H129ZM131 144H132V142H131ZM141 144H143V143H141ZM145 145H146V142L144 143ZM177 144V143H176ZM203 144H205V143H203ZM254 144V143H253ZM86 145V144H85ZM92 145V144H91ZM91 145H89V146H91ZM136 145V144H135ZM205 145H211V147L212 148H214L213 147V142L211 143V144H209V142H208V140H207V144H205ZM219 145V144H218ZM256 145V144H255ZM4 146H5V144H4ZM6 146H8L7 144H6ZM19 146V145H18ZM17 146V147H18ZM22 146H23V144H22ZM21 146V147H22ZM25 146V145H24ZM37 146V145H36ZM48 146V145H47ZM63 146V145H62ZM84 146V145H83ZM93 146H94V144H93ZM103 146V145H102ZM105 146H108V145H105ZM111 146V145H110ZM132 146V145H131ZM144 146V145H143ZM261 146V145H260ZM49 147V146H48ZM58 147V146H57ZM82 147V146H81ZM96 147V146H95ZM112 147V146H111ZM180 147V146H179ZM191 147V148H192ZM204 147V146H203ZM209 147V146H208ZM207 147V148H208ZM211 147H209V148H211ZM223 147V146H222ZM19 148V147H18ZM30 148H32V147H30ZM52 148V147H51ZM84 148H86V147H84ZM105 148V147H104ZM142 148V147H141ZM143 148H146V147H143ZM161 148V147H160ZM159 148V149H160ZM167 148H168V146H167ZM166 148V149H167ZM197 148V147H196ZM206 148V147H205ZM204 148V149H205ZM211 148V149H212ZM215 148L217 149V147L215 146ZM219 148V147H218ZM42 149H43V147H42ZM70 149V148H69ZM83 149V148H82ZM91 149H92V147H91ZM90 149V150H91ZM97 149V148H96ZM108 149V148H107ZM112 149V148H111ZM116 149V148H115ZM125 149V148H124ZM134 149H135V147H134ZM182 149H183V147H182ZM257 149H258V146H257ZM264 149V148H263ZM32 150V149H31ZM52 150V149H51ZM66 150V149H65ZM64 150V151H65ZM84 150V149H83ZM89 150V151H90ZM98 150V149H97ZM103 150V152H105L104 151V149H102ZM122 150V149H121ZM127 150V149H126ZM130 150V149H129ZM128 150V151H129ZM184 150V149H183ZM187 150V149H186ZM185 150V151H186ZM189 150V149H188ZM0 151H2V150H0ZM27 151V150H26ZM60 151V150H59ZM58 151V153H60ZM71 151V150H70ZM76 151V150H75ZM115 151V150H114ZM122 151H124V150H122ZM132 151V150H131ZM134 151H136V150H134ZM148 151H152V150H148ZM148 151H146L147 153H148ZM168 151H170V150H168ZM194 151V150H193ZM203 151H205V150H203ZM46 152V151H45ZM49 152V151H48ZM52 152V151H51ZM54 152H56V151H54ZM77 152V151H76ZM76 152H75V154H76ZM86 152V151H85ZM111 152V151H110ZM113 152V151H112ZM111 152V153H112ZM130 152V151H129ZM137 152V151H136ZM136 152H134V153H136ZM171 152H173V151H171ZM170 152V154L172 155V153ZM175 152H176V150H175ZM188 152V151H187ZM215 152V151H214ZM12 153H14V152H12ZM21 153H23V152H21ZM34 153V152H33ZM71 153V152H70ZM99 153H100V151H99ZM109 153V152H108ZM132 153V152H131ZM168 153V152H167ZM191 153L192 152H189L188 154L189 155H191ZM205 153V152H204ZM208 153V152H207ZM210 153H212V152H210ZM30 154H31V151H30ZM37 154V153H36ZM44 154H46V153H44ZM64 154V153H63ZM73 154V153H72ZM104 154V153H103ZM110 154V153H109ZM123 154H124V152H123ZM152 154V153H151ZM154 154V153H153ZM198 154V153H197ZM200 154V153H199ZM209 154V153H208ZM212 154H214V153H212ZM12 155V154H11ZM27 155V154H26ZM52 155H54V154H52ZM66 155V154H65ZM86 155V154H85ZM99 155V154H98ZM113 155H115V153L113 154ZM126 155V154H125ZM136 155H137V153H136ZM179 155V154H178ZM215 155V154H214ZM217 155V154H216ZM56 156H57V154H56ZM63 156V155H62ZM101 156V155H100ZM99 156V157H100ZM118 156V155H117ZM152 156V155H151ZM207 156V155H206ZM209 156H211V155H209ZM14 157V156H13ZM29 157V156H28ZM35 157V156H34ZM58 157V156H57ZM64 157H66V156H64ZM63 157V158H64ZM68 157V156H67ZM66 157V158H67ZM73 158H75L76 157V155H75V157L74 156H72ZM98 157V156H97ZM115 157V156H114ZM124 157V156H123ZM132 157H133V155H132ZM135 157H137V156H135ZM144 158H145V156H143ZM147 157H149L148 155H147ZM155 157V156H154ZM194 157V156H193ZM208 157V156H207ZM4 158V157H3ZM8 158V157H7ZM10 158V157H9ZM51 158H54V157H51ZM51 158H50V160H51ZM62 158V157H61ZM77 158V157H76ZM95 158H96V156H95ZM104 158V157H103ZM171 158H173L172 156H171ZM204 158H205V156H204ZM209 158V157H208ZM28 159V158H27ZM39 159V158H38ZM69 159V158H68ZM68 159H66L67 161H68ZM98 159H100V158H98ZM98 159H97V161H98ZM210 159V158H209ZM208 159V161H210ZM4 160H5V158H4ZM9 160H11V159H9ZM29 160V159H28ZM78 160V159H77ZM82 160V159H81ZM109 160V159H108ZM113 160H114V158H113ZM117 160H119V159H115V161H117ZM134 160V159H133ZM153 160H154V158H153ZM157 160V159H156ZM195 160V159H194ZM206 160V159H205ZM241 160V159H240ZM32 161V160H31ZM93 161H95L94 159H93ZM111 161V160H110ZM115 161H112V165H113V162H114V165H115ZM183 161V160H182ZM188 161V160H187ZM244 161V160H243ZM27 162V161H26ZM48 162H49V159H48ZM69 162H70V160H69ZM72 162V161H71ZM76 162V161H75ZM75 162H73V163H75ZM78 162V161H77ZM76 162V163H77ZM81 162V161H80ZM92 162V161H91ZM124 162V161H123ZM126 162H127V160H126ZM126 162H124V163H126ZM131 162V161H130ZM133 162H135V161H133ZM196 162V161H195ZM247 162V161H246ZM23 163V162H22ZM62 163V162H61ZM64 163V162H63ZM66 163V162H65ZM93 163H95V162H93ZM98 163V162H97ZM97 163H96V166H97ZM118 163V162H117ZM158 163V162H157ZM185 163V162H184ZM190 162H188V164H189ZM220 163H222V162H220ZM245 163V162H244ZM3 164H5V163H3ZM18 164V163H17ZM29 164H31V163H29ZM53 164V163H52ZM51 164V165H52ZM90 164V163H89ZM88 164V165H89ZM109 164V163H108ZM108 164L106 163V165L105 166H108ZM110 164V165H111ZM130 164V163H129ZM129 164H127V165H129ZM151 164V163H150ZM175 164V163H174ZM192 164V163H191ZM190 164V165H191ZM215 164V163H214ZM250 164V163H249ZM45 165H46V163H45ZM69 165H70V163H69ZM74 165V164H73ZM72 165V166H73ZM78 165H80V164H78ZM78 165H77V167H78ZM83 165V164H82ZM114 165H113V167H114ZM120 165V164H119ZM126 165V166H127ZM133 165V164H132ZM137 165V164H136ZM135 165V166H136ZM3 166V165H2ZM6 166V165H5ZM24 166V165H23ZM26 166V165H25ZM29 166V165H28ZM55 166V165H54ZM53 166V167H54ZM63 166H65V165H62L61 167L62 168H64ZM95 166V167H96ZM125 166V165H124ZM124 166H119V167H124ZM163 166H165V165H163ZM183 166V165H182ZM187 166V165H186ZM217 166V165H216ZM254 166V165H253ZM252 166V167H253ZM1 167V166H0ZM12 167V166H11ZM16 167V166H15ZM18 167H19V165H18ZM22 167V166H21ZM40 167H42V165L40 166ZM67 167H68V165H67ZM70 167V166H69ZM76 167V166H75ZM81 167V166H80ZM83 167H85V166H83ZM88 167V166H87ZM118 167V168H119ZM132 167V166H131ZM139 167V166H138ZM141 167V166H140ZM152 168H153V165L151 166ZM169 167H171L170 165H169ZM224 167V166H223ZM227 167V166H226ZM234 167V166H233ZM13 168V167H12ZM23 168V167H22ZM116 167H114V169H115ZM127 168V167H126ZM143 168H145V167H143ZM142 168V169H143ZM185 168V167H184ZM214 168V167H213ZM218 168H222V167H218ZM259 168V167H258ZM10 169V168H9ZM18 169V168H17ZM46 169V168H45ZM66 169V168H65ZM65 169H62V170H65ZM72 169H75V168H71V170ZM84 169V168H83ZM85 169H87V168H85ZM108 169V168H107ZM113 169V170H114ZM121 169V168H120ZM125 169V168H124ZM132 169V168H131ZM215 169V168H214ZM20 170H21V168H20ZM53 170V169H52ZM57 170V169H56ZM67 170H68V168H67ZM78 169H76V171H77ZM99 170V169H98ZM110 170V169H109ZM108 170V171H109ZM119 170V169H118ZM122 170H123V168H122ZM121 170V171H122ZM134 170V169H133ZM136 170V169H135ZM139 170V169H138ZM146 170V169H145ZM154 170V169H153ZM195 170V169H194ZM208 170V169H207ZM210 170V169H209ZM216 170V169H215ZM226 170V169H225ZM248 170H249V168H248ZM10 171V170H9ZM25 171V170H24ZM70 171V170H69ZM80 171V170H79ZM79 171H77V172H79ZM97 171V170H96ZM95 171V172H96ZM107 171V172H108ZM127 171V170H126ZM130 171V170H129ZM140 171H141V169H140ZM155 171V170H154ZM170 171V170H169ZM190 171V170H189ZM211 171V170H210ZM222 172H223V170H221ZM227 171V170H226ZM250 171V170H249ZM6 172V171H5ZM16 172V171H15ZM26 172V171H25ZM37 172V171H36ZM43 172H44V169H43ZM51 172V171H50ZM81 172H83L82 171V169H81ZM98 172V171H97ZM116 172V171H115ZM133 171H131V173H132ZM187 172V171H186ZM213 172V171H212ZM221 172V174H223ZM24 173V172H23ZM45 173H47V172H45ZM62 173V172H61ZM92 174L94 173L93 171L91 172ZM104 173V172H103ZM113 173V172H112ZM146 173V172H145ZM172 173V172H171ZM171 173H169V174H171ZM189 173V172H188ZM196 173V172H195ZM214 173V172H213ZM227 173V172H226ZM246 173V172H245ZM8 174H9V172H8ZM11 174V173H10ZM20 174V173H19ZM22 174V173H21ZM25 174V173H24ZM23 174V175H24ZM44 174V173H43ZM91 174V175H92ZM96 174V173H95ZM99 174V173H98ZM109 174H111L110 173V171H109ZM119 174V173H118ZM139 174V173H138ZM143 174H144V172H143ZM174 174H175V172H174ZM238 174V173H237ZM82 175V174H81ZM87 175V174H86ZM102 175V174H101ZM101 175H99L100 177H101ZM126 175V174H125ZM146 175V174H145ZM144 175V176H145ZM193 175V174H192ZM213 175V174H212ZM218 175H220L219 173H218ZM231 175V174H230ZM243 175V174H242ZM11 176V175H10ZM20 176V175H19ZM26 176V175H25ZM33 176V175H32ZM35 176V175H34ZM36 176H37V173H36ZM44 176H45V174H44ZM43 176V177H44ZM89 176H90V173H89ZM96 176V175H95ZM106 176V175H105ZM119 176V175H118ZM133 176H135V175H133ZM168 176V175H167ZM193 176H195V175H193ZM226 176V175H225ZM248 176H249V174H248ZM14 177V176H13ZM27 177V176H26ZM81 177H83V176H81ZM86 177V176H85ZM94 177V176H93ZM98 177V176H97ZM132 177V176H131ZM153 177H155V179L157 178L155 175L153 176ZM228 177V176H227ZM233 177V176H232ZM247 177V176H246ZM29 178V177H28ZM57 178H59V177H57ZM95 178V177H94ZM124 178V177H123ZM179 178V177H178ZM225 178V177H224ZM243 178V177H242ZM6 179V178H5ZM4 179V180H5ZM14 179V178H13ZM16 179H17V177H16ZM19 179V178H18ZM43 179V178H42ZM46 179V178H45ZM60 179V178H59ZM58 179V180H59ZM83 179V178H82ZM90 179V178H89ZM101 180H102V177L100 178ZM117 179H119V177L117 178ZM180 179V178H179ZM184 179V178H183ZM25 180H27L26 178H25ZM30 180H32V179H30ZM44 180V179H43ZM42 180V181H43ZM66 180H68V179H66ZM87 180V179H86ZM96 180V179H95ZM107 180H108V178H107ZM106 180V181H107ZM124 180V179H123ZM232 180V179H231ZM244 180V179H243ZM259 180V179H258ZM1 181V180H0ZM7 181V180H6ZM19 181V180H18ZM41 181V180H40ZM41 181V182H42ZM60 181V180H59ZM74 181H75V179H74ZM104 181V180H103ZM109 181H110V178H109ZM116 181V180H115ZM154 181V180H153ZM157 181V180H156ZM224 181V180H223ZM32 182V181H31ZM39 182V181H38ZM40 182V183H41ZM47 182V181H46ZM69 182H71V181H69ZM105 182V181H104ZM112 182H114V179H113V181ZM163 182V181H162ZM219 182V181H218ZM237 182V181H236ZM256 182H257V180H256ZM15 183V182H14ZM18 183V182H17ZM27 183H29V180L26 182V184ZM59 183L60 182H58L57 184L59 185ZM72 183V182H71ZM76 183V182H75ZM92 183V182H91ZM154 183H156V182H154ZM164 183V182H163ZM223 183V182H222ZM229 183V182H228ZM11 184V183H10ZM13 184V183H12ZM11 184V185H12ZM19 184H21V183H19ZM56 184V185H57ZM73 184H74V182H73ZM72 184V185H73ZM98 184V183H97ZM100 184V183H99ZM98 184V185H99ZM103 184V183H102ZM137 184V183H136ZM149 184V183H148ZM151 184V183H150ZM158 184V183H157ZM162 184V183H161ZM160 184V185H161ZM218 184V183H217ZM216 184V186H218ZM3 185V184H2ZM7 185H8V183H7ZM34 185H35V183H34ZM55 185V187H57ZM68 185V184H67ZM76 185V184H75ZM74 185V186H75ZM91 184H89V186H90ZM101 185V184H100ZM111 185V184H110ZM126 186H127V183L125 184ZM131 185H132V183H131ZM130 185V186H131ZM167 185V184H166ZM229 185V184H228ZM25 186V185H24ZM73 186V187H74ZM88 186V185H87ZM86 186V187H87ZM104 186V185H103ZM108 186V185H107ZM115 186V185H114ZM122 186V185H121ZM144 186V185H143ZM148 186V185H147ZM146 186V187H147ZM150 186V185H149ZM153 186V185H152ZM159 186V185H158ZM215 186V187H216ZM18 187H20V186H18ZM37 188H38V192L37 193H34V194H30L31 192L29 191V193L27 192V193H25V192H21L20 193V195L22 194V195H26V194H28L25 198L24 197H22L23 199H18V198H13L12 197V195H13V193L11 192L10 193V195L8 194V195H6L5 197H8L6 200L9 202V204L7 203V205L8 206H10L11 207V217H12V222L10 223L9 221H8V223H9V225L12 227V226H14L16 229H14L13 227V230H15L17 233H18V235H19V237H20V239H21V241H23L25 238H24V236L26 235V225H27V227L28 226H30L31 227V232L33 233V235H34V238H33V243L35 244V245H37V246H41V247H44V248H54V247H58V246H61V245H63V246H65V244L72 238V236L76 233V232H78V231H80V229H81V225H82V223H83V220H84V216H81V214L85 211L84 209H86L87 210V208L88 207H90L91 205H90V200L88 199V196L86 195V194H83V193H80L79 195H77V196H75L74 195V193L73 192H71L72 191V189H71V191L70 192H67L65 189H63V187H61V186H58V187H61V189L60 190H58L57 189V191H56V193H55V191H54V193H53V196L51 195V199L50 200H48L49 199V197L47 196V195H49V193L47 192V183L46 184H44V183H41V184H38L37 186H36ZM35 187V188H36ZM72 187V186H71ZM83 187V186H82ZM113 187V186H112ZM117 187V186H116ZM116 187H115V190H116ZM118 187H120V186H118ZM118 187H117V189H118ZM124 187V186H123ZM129 187V186H128ZM133 187V186H132ZM131 187V188H132ZM141 187V186H140ZM145 187V186H144ZM151 187V186H150ZM153 187H155V185L153 186ZM161 187H163L164 188V185L163 186H161ZM160 187V188H161ZM166 187V186H165ZM9 188V187H8ZM11 188V187H10ZM28 188V190H29V187H27L26 186V189ZM77 189H78V187H76ZM100 188V187H99ZM122 188V187H121ZM159 188V189H160ZM168 188V187H167ZM167 188H164V189H167ZM4 189V188H3ZM12 189H13V187H12ZM83 190H84V188H82ZM90 189V188H89ZM93 189V188H92ZM122 189H124V188H122ZM128 189V188H127ZM127 189H125V190H127ZM137 189V188H136ZM153 189V188H152ZM158 189V188H157ZM156 189V190H157ZM180 189V188H179ZM2 190V189H1ZM6 190H7V188H6ZM16 190V189H15ZM83 190H82V192H83ZM101 190V189H100ZM163 190V189H162ZM170 190V189H169ZM178 190V189H177ZM215 190V189H214ZM22 191V190H21ZM78 191V190H77ZM86 191V190H85ZM85 191H84V193H85ZM103 191V190H102ZM102 191H100L101 193H102ZM112 191V190H111ZM114 191V190H113ZM119 191V190H118ZM122 191H124V190H122ZM121 191V193H123ZM132 191V189L129 191V192H131ZM140 191V190H139ZM139 191H137L136 190V195L137 194H139L138 192ZM149 191V190H148ZM179 191V190H178ZM181 191V190H180ZM2 192H3V190H2ZM127 193V191H124V193ZM167 192H169V191H167ZM175 192V191H174ZM193 192V191H192ZM1 193V192H0ZM19 193V192H18ZM109 193V192H108ZM135 193V192H134ZM162 193V192H161ZM2 194V193H1ZM1 194H0V196H1ZM4 194V193H3ZM103 194V193H102ZM101 194V195H102ZM115 194V193H114ZM120 194V193H119ZM128 194V193H127ZM163 194H165L164 192H163ZM175 194V193H174ZM21 195V196H22ZM30 195V197H28ZM49 195V196H50ZM94 195V194H93ZM96 195V194H95ZM107 194H105V196H106ZM109 195V194H108ZM149 195H150V193H149ZM148 195V196H149ZM153 195H155V194H153ZM153 195H152V197H153ZM173 195V194H172ZM260 195H262V194H260ZM90 196H91V194H90ZM110 196H111V194H110ZM117 196V195H116ZM119 196V195H118ZM118 196H117V198H118ZM127 196V195H126ZM140 196V195H139ZM146 196V195H145ZM144 196V197H145ZM4 197V196H3ZM10 197V198H9ZM20 197V196H19ZM47 197H48V199H47ZM75 197V198H74ZM99 197V196H98ZM97 197V198H98ZM120 197V196H119ZM137 197V196H136ZM143 197V196H142ZM142 197H139V198H142ZM150 197V196H149ZM157 197V196H156ZM161 197V196H160ZM92 199L93 198H95V196L94 197H91ZM90 198V199H91ZM106 198V197H105ZM108 198V197H107ZM115 198V197H114ZM133 198V197H132ZM135 198V197H134ZM138 198V197H137ZM5 199V198H4ZM112 199V198H111ZM119 199V198H118ZM120 199L122 200V198L120 197ZM119 199V200H120ZM131 199V198H130ZM136 199V198H135ZM143 199V198H142ZM150 199V198H149ZM155 199V198H154ZM159 199V198H158ZM5 200V201H6ZM19 200V201H18ZM96 200V199H95ZM107 200V199H106ZM127 200V199H126ZM6 201V202H7ZM12 201V202H11ZM94 201V200H93ZM102 201H105V199L104 200H102ZM109 201V200H108ZM115 201V200H114ZM133 201H134V199H133ZM137 201V200H136ZM142 201V200H141ZM151 201V200H150ZM110 202V201H109ZM117 202V201H116ZM147 202V201H146ZM2 203V202H1ZM4 203V202H3ZM98 203H99V201H98ZM123 203H124V201H123ZM128 203H130V202H128ZM143 203V202H142ZM145 203V202H144ZM143 203V204H144ZM149 203V202H148ZM108 204H110V203H108ZM114 204V203H113ZM113 204H111V205H113ZM126 204V203H125ZM133 204V203H132ZM2 205V204H1ZM96 205V204H95ZM115 206H116V204H114ZM123 205V204H122ZM126 205H129V204H126ZM94 206V205H93ZM96 206H100V205H96ZM5 207V206H4ZM98 207H97V209H98ZM103 207V206H102ZM107 207V206H106ZM121 207V206H120ZM6 208H8V207H6ZM93 208V207H92ZM111 208H113V207H111ZM110 208V209H111ZM115 208H117V207H115ZM122 208V207H121ZM109 209V210H110ZM114 209V208H113ZM118 209V208H117ZM139 209V208H138ZM9 210V209H8ZM80 210H82L83 212L81 213V214H79V212H80ZM100 210H101V208H100ZM119 210V209H118ZM121 210V209H120ZM108 211V210H107ZM113 211V210H112ZM111 211V212H112ZM115 212H116V209L114 210ZM123 211V210H122ZM86 213L88 212V210L87 211H85ZM98 212V211H97ZM119 212V211H118ZM121 212V211H120ZM86 213H85V215H86ZM109 213V212H108ZM114 213V212H113ZM93 214V213H92ZM96 215V214H95ZM98 215V214H97ZM110 215V214H109ZM113 215V214H112ZM89 216V215H88ZM87 216V217H88ZM99 216V215H98ZM98 216H95V218L96 217H98ZM116 216V215H115ZM122 216V215H121ZM52 217L53 218H55L54 219V225L52 226V228H49V229H47L48 230V232H47V230H46V234L45 235H40L39 234V230H40V228L39 227H41V225H42V223L44 222V220H46V219H52ZM92 217V216H91ZM93 217H94V215H93ZM108 217H110V216H108ZM111 217H113V216H111ZM110 217V219H112ZM105 218H107V216L105 217ZM116 218V217H115ZM121 218H123V216L121 217ZM89 219V218H88ZM108 219V218H107ZM110 219H108V220H110ZM119 219V218H118ZM89 220H91V219H89ZM93 220V219H92ZM98 220V219H97ZM113 220H114V218H113ZM113 220H111V221H113ZM96 221V220H95ZM102 220L100 219V222H101ZM104 221H105V219H104ZM117 222H118V220H116ZM114 222V221H113ZM13 223V224H12ZM104 223H106V222H104ZM108 223H109V221H108ZM107 223V224H108ZM102 224V223H101ZM136 224H137V222H136ZM4 225V224H3ZM99 225V224H98ZM5 226V225H4ZM101 226V225H100ZM107 227H108V225H107ZM122 227V226H121ZM123 227H125V226H123ZM122 227V228H123ZM84 228V227H83ZM103 228V227H102ZM133 228V227H132ZM106 230V229H105ZM125 230V229H124ZM11 231H12V229H11ZM10 231V232H11ZM12 233V232H11ZM83 233V232H82ZM8 235H11L10 233L8 234ZM113 235H114V233H113ZM112 235V236H113ZM126 235V234H125ZM227 235V234H226ZM241 235V234H240ZM77 236V235H76ZM111 236V235H110ZM122 236V235H121ZM127 237H128V233H127V235H126ZM130 236V235H129ZM235 236V235H234ZM123 237V236H122ZM244 237V236H243ZM108 238V236L106 237V239ZM246 239V238H245ZM82 240V239H81ZM116 240V239H115ZM123 240H125V239H123ZM232 240V239H231ZM199 241V240H198ZM206 241V240H205ZM115 242V241H114ZM117 242V241H116ZM123 242V241H122ZM242 242V241H241ZM20 243V242H19ZM88 243V242H87ZM125 243V242H124ZM217 243V242H216ZM33 244V245H34ZM75 244V243H74ZM221 244V243H220ZM232 244H234V243H232ZM10 245H11V241H10V239L6 236V234L4 233V231H2L1 229H0V247L1 246H3V248H8V249H10L9 247H10ZM33 245H32V247H33ZM80 245V244H79ZM114 245V244H113ZM71 246V245H70ZM77 246V245H76ZM221 246V245H220ZM240 246V245H239ZM211 247V246H210ZM2 248V249H3ZM24 248V247H23ZM38 248V247H37ZM75 249H76V247H74ZM219 248V247H218ZM217 248V249H218ZM224 248V247H223ZM252 248V247H251ZM21 249V248H20ZM39 249V248H38ZM58 249V248H57ZM105 249H108V248H105ZM111 249H113V248H110V250ZM256 249V248H255ZM4 250V249H3ZM22 250V249H21ZM46 250V249H45ZM44 250V251H45ZM210 250H211V248H210ZM235 250V249H234ZM23 251V250H22ZM40 251V250H39ZM43 251V252H44ZM52 251H54V250H52ZM105 251V250H104ZM108 251V250H107ZM107 251H105V252H107ZM112 251V250H111ZM218 251V250H217ZM221 251V250H220ZM232 251V250H231ZM8 252V250L6 251V253ZM15 252V251H14ZM25 252H27V251H25ZM24 252V253H25ZM29 252V251H28ZM42 252V251H41ZM42 252V253H43ZM47 252V251H46ZM74 252V251H73ZM103 252V251H102ZM241 252V251H240ZM253 252V251H252ZM6 253H4L3 255H6ZM13 253V252H12ZM34 253V252H33ZM36 253V252H35ZM41 253V254H42ZM83 253V252H82ZM86 253V252H85ZM84 253V254H85ZM88 253V252H87ZM96 253V252H95ZM104 253V252H103ZM103 253H101V257H102V254ZM239 253V252H238ZM15 254H16V252H15ZM26 254V253H25ZM25 254H23L24 256H25ZM37 254V253H36ZM47 254H48V252H47ZM51 254V253H50ZM63 254V253H62ZM84 254H82V256L84 255ZM109 254V253H108ZM215 254V253H214ZM235 254V253H234ZM246 254V253H245ZM34 255V254H33ZM45 256H46V254H44ZM103 255H105V254H103ZM106 255H107V253H106ZM20 256V255H19ZM49 256V255H48ZM81 256V257H82ZM99 256V255H98ZM97 256V257H98ZM110 256V255H109ZM111 256H112V254H111ZM231 256V255H230ZM12 257V256H11ZM10 257V258H11ZM22 257V256H21ZM33 257V256H32ZM37 257V256H36ZM41 257H43V256H41ZM74 257V256H73ZM96 257V258H97ZM100 257V256H99ZM238 257V256H237ZM240 257V256H239ZM248 257V256H247ZM262 257V256H261ZM260 257V258H261ZM15 258V257H14ZM38 258V257H37ZM49 258V257H48ZM87 258V257H86ZM228 258V257H227ZM249 258V257H248ZM255 258V257H254ZM50 259V258H49ZM74 259V258H73ZM79 259V258H78ZM77 259V260H78ZM233 259V258H232ZM250 259L251 260H253L251 257H250ZM12 260H14V259H12ZM16 260V259H15ZM25 260H27V259H25ZM70 260V259H69ZM85 260V259H84ZM100 260V259H99ZM24 261V260H23ZM28 261H30V260H28ZM51 261H52V259H51ZM73 261V260H72ZM101 261V260H100ZM19 262V261H18ZM34 262V261H33ZM32 262V264H34V263H38V262H34L33 263ZM76 262V261H75ZM237 262V261H236ZM250 262V261H249ZM21 263V262H20ZM19 263V264H20ZM30 263V262H29ZM44 263V262H43ZM48 263V262H47ZM61 263V262H60ZM92 263V262H91ZM7 264H12V262H9V263H7ZM14 264V263H13ZM15 264H16V262H15ZM22 264V263H21ZM31 264V263H30ZM57 264H58V262H57ZM66 264V263H65ZM81 264V263H80ZM85 264V263H84ZM87 264H88V262H87ZM232 264V263H231ZM249 264H251V263H249Z\"/></svg>",
	"mask_w": 264,
	"mask_h": 264
}]
</instances>
